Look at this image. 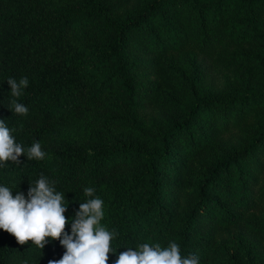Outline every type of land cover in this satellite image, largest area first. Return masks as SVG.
<instances>
[{"label":"trees","instance_id":"16d2710c","mask_svg":"<svg viewBox=\"0 0 264 264\" xmlns=\"http://www.w3.org/2000/svg\"><path fill=\"white\" fill-rule=\"evenodd\" d=\"M10 77L29 81L18 98ZM100 103L115 127L58 131ZM156 108L164 119L141 118ZM0 118L46 153L7 162L0 184L27 198L40 174L55 181L68 234L94 187L118 233L108 264L169 241L200 264H264V0H0ZM46 239L21 246L0 229V264L61 259Z\"/></svg>","mask_w":264,"mask_h":264},{"label":"clouds","instance_id":"9594fccd","mask_svg":"<svg viewBox=\"0 0 264 264\" xmlns=\"http://www.w3.org/2000/svg\"><path fill=\"white\" fill-rule=\"evenodd\" d=\"M7 84L12 97H20L29 81L27 77L17 81L8 78ZM12 113L26 115L28 108L16 99L8 108ZM5 119L0 118V168L7 162L21 164L20 157L28 160H43L46 153L41 144L34 141L25 148L17 143ZM56 182L40 174L35 183H30L27 198L23 192L13 196V189L0 184V229L13 235L19 245L32 241L43 249L48 239L59 240L65 252L59 260H49L48 264H108L109 253L116 254L112 241L118 233L101 223L105 217L104 201L95 195L94 187L84 188L88 199L80 203L75 219L71 220V234L65 231L69 219L65 217L67 206L65 194L57 191ZM27 264V262H25ZM115 264H200L194 253L181 255L180 245L169 241L166 247L159 243H140L135 248L127 247L120 252Z\"/></svg>","mask_w":264,"mask_h":264},{"label":"rangeland","instance_id":"374dc122","mask_svg":"<svg viewBox=\"0 0 264 264\" xmlns=\"http://www.w3.org/2000/svg\"><path fill=\"white\" fill-rule=\"evenodd\" d=\"M49 2H58V0H45ZM101 104V103H100ZM107 109L105 105L102 104L97 107H90L88 110H82L80 115L72 121H61L58 124V131L62 133L67 139L71 141H80L85 139V135L87 132L93 130L95 128L94 122H97L100 126V130L103 129L101 132H106V128L115 127L113 125H106L107 127H103L102 116L103 112ZM151 112V113H149ZM141 118H145L147 123H151L152 120H161L165 118V113L156 108L151 111H147L145 113H140ZM151 116V117H150ZM117 135V131L115 129L112 130L111 136Z\"/></svg>","mask_w":264,"mask_h":264}]
</instances>
